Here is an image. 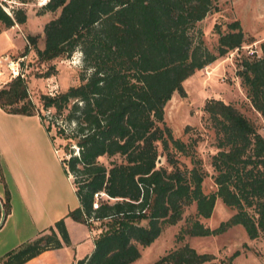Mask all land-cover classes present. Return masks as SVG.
<instances>
[{"label":"trees","instance_id":"1","mask_svg":"<svg viewBox=\"0 0 264 264\" xmlns=\"http://www.w3.org/2000/svg\"><path fill=\"white\" fill-rule=\"evenodd\" d=\"M213 2L47 0L42 5L45 11L59 12L43 25V47L34 50L38 59L48 61L78 50L82 61L78 85L39 97L43 109L66 111L64 121L71 125L66 132L56 127V134L66 140L68 157L61 162L78 201L67 215L93 231L91 252L75 264L132 263L139 249L164 226L175 224L191 203L194 215L185 219L177 239L216 236L235 225L248 239L264 238V136L259 132L264 124V40L261 55L244 58L238 70L248 105L261 122L221 99H208L202 107L216 135L217 150L210 157L214 191L203 193L205 173L192 160V143L173 137L163 118L171 94L185 96L184 79L245 41L239 22L233 20L223 33L213 25L218 34L215 53L203 46L196 24L216 10ZM24 21L21 9L6 13L0 5V31ZM0 108L36 115L18 77L0 88ZM44 127L50 132V124ZM50 137L59 141L54 133ZM160 154L170 169L156 165ZM176 154L189 157L191 168L179 169ZM102 156L121 160L106 166L98 161ZM216 199L234 212L209 228L199 219L210 216ZM1 207L0 222L9 211L6 191ZM63 244L68 237L59 219L5 253L2 264H21ZM237 255L234 251L225 264ZM211 260V255L183 244L149 264H219Z\"/></svg>","mask_w":264,"mask_h":264},{"label":"rangeland","instance_id":"2","mask_svg":"<svg viewBox=\"0 0 264 264\" xmlns=\"http://www.w3.org/2000/svg\"><path fill=\"white\" fill-rule=\"evenodd\" d=\"M46 1L0 0V5L6 13H10L11 9L19 8L25 14L24 23H14L10 26L13 34L21 40V45L16 53L8 57L12 61L19 57L23 58L20 68L23 74L21 79L25 84L26 98L33 104L34 113L39 114L38 118H41L43 125L50 124V134L54 133L59 138V141H55V143L58 142V145L55 146L54 141L47 135L54 155L61 162V159L65 160L68 154L64 148L66 140L56 134V127H62L66 132L71 128V125L64 121L63 114L66 111L63 114H57L53 109H43L39 97L41 94L52 95L66 90L69 86L78 85V74L82 67V61L78 50L48 61H41L36 56L35 48L42 49L44 43L42 32L44 23L54 18L59 12V9L54 12L43 10L42 5ZM213 5L216 10L210 11L196 24L203 46L208 51L215 53L218 34L213 29V25L217 24L219 31L223 33L227 31L225 24L233 20L239 22L245 35V41L238 48L228 51L211 64L196 70L184 79L182 88L185 96L181 97L177 91H174L163 108L164 122L170 128L172 136L185 143H192V160H196L197 166L205 173L201 182L203 193L215 190L211 177L213 170L210 165V157L217 150L214 128L202 110L204 102L211 98L221 99L223 102L232 103L251 120L257 123L261 122L258 115L248 105L244 90L240 86L238 70L244 58L252 60L261 55L259 44L264 40V0H214ZM30 39L34 44H31ZM0 62L2 66L0 72L3 73L5 79V82L0 84L1 88L13 78L8 76L4 61L1 59ZM44 132L46 133L45 130ZM259 132L264 136L262 126L259 128ZM34 149L31 144L26 158H36L35 154L38 155V158H53L52 156H54L51 153L48 154L39 137H37ZM158 150L160 149L158 148ZM157 159L159 160L157 161ZM176 159L179 169L191 168L189 157L176 154ZM110 160L119 162L121 158L119 156L98 158V161L106 166ZM61 164L63 165L62 162ZM156 165H162L167 169L171 168L162 154L157 156ZM64 176H66L65 171ZM70 181L67 179L65 182L70 184ZM65 187L64 191L67 196L69 194L68 187L67 185ZM97 200L101 199L98 197ZM194 211L193 203L185 206L181 218L173 225L164 226L149 245L139 249V257L130 264L152 263L166 252L183 244L192 247L197 253L211 255V261L219 264L227 263L228 257L234 251H238V255L231 259V264H264V238L260 236L256 239H248L243 228L239 225L232 226L216 236L183 235L181 239H177L179 230L186 224L185 219L192 218ZM233 212V208L225 206L219 199H216L210 216L199 220L204 226L213 228Z\"/></svg>","mask_w":264,"mask_h":264},{"label":"crops","instance_id":"3","mask_svg":"<svg viewBox=\"0 0 264 264\" xmlns=\"http://www.w3.org/2000/svg\"><path fill=\"white\" fill-rule=\"evenodd\" d=\"M11 29L0 31V58L16 53L21 45ZM4 82L0 72V84ZM43 129L37 115L12 114L0 108V211L5 191L9 204V211L0 222V264L5 253L46 232L59 219L63 220L68 244L44 250L21 264H75L93 248V231L67 215L78 201L70 177L64 176L63 165L49 145L47 135L51 134ZM37 137L53 158H38L37 154L36 158H26ZM67 179L70 184L65 182ZM64 185L68 187L67 196Z\"/></svg>","mask_w":264,"mask_h":264},{"label":"built area","instance_id":"4","mask_svg":"<svg viewBox=\"0 0 264 264\" xmlns=\"http://www.w3.org/2000/svg\"><path fill=\"white\" fill-rule=\"evenodd\" d=\"M1 59L4 61L3 63H5L6 69L8 71L7 73L10 78H15V77L22 78L23 77V74L20 68V63L21 61H23L22 57L17 58L15 61L10 60L8 56H3V58L1 57L0 60ZM262 130L264 131V124L262 125ZM94 197L96 198L97 195L94 194Z\"/></svg>","mask_w":264,"mask_h":264},{"label":"water","instance_id":"5","mask_svg":"<svg viewBox=\"0 0 264 264\" xmlns=\"http://www.w3.org/2000/svg\"><path fill=\"white\" fill-rule=\"evenodd\" d=\"M159 159H157V161H158Z\"/></svg>","mask_w":264,"mask_h":264}]
</instances>
